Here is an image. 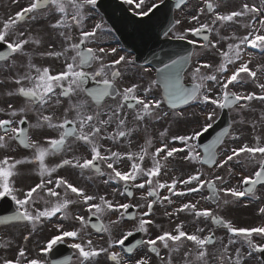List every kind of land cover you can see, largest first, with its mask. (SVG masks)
Wrapping results in <instances>:
<instances>
[{
	"label": "snow or ice",
	"instance_id": "6c2138e0",
	"mask_svg": "<svg viewBox=\"0 0 264 264\" xmlns=\"http://www.w3.org/2000/svg\"><path fill=\"white\" fill-rule=\"evenodd\" d=\"M121 2L145 24L163 14L165 40L193 47L167 59L153 50L162 64L153 78L151 60L138 65L131 53L105 46L113 27L103 17L96 19L104 7L101 0H29L0 22V86L15 85L0 94L5 98L0 107V200L15 206L10 215L0 216V226L24 225V242L45 225L51 232L37 245L35 257L19 247L2 264H264V221L239 226L220 214L244 204L245 198L261 201L257 189H264V136L256 134L264 127V0H245L230 10H219L224 0H200L195 11L170 22V0ZM189 3L174 0L176 9ZM40 21L48 23L55 41L44 51H39L44 35L32 30ZM257 53L260 61L252 66ZM202 54L221 59L215 66L199 60L193 64V57ZM38 56L54 58L61 67L39 66L34 62ZM189 68L191 82L186 84ZM15 98L21 99L19 105ZM257 104L262 106L258 119L248 118L245 114H255ZM61 107L58 116L53 109ZM193 107L199 111H190ZM225 113L228 127L201 151L202 139ZM168 122L191 128L169 135L165 127L154 145L152 128ZM246 125L252 142L242 139ZM33 129L56 135L34 138ZM133 137L144 139L138 151L132 149ZM81 148L86 155L76 154ZM19 149L30 155H15ZM56 156L62 159L50 167L48 158ZM24 165H33L39 177L27 190L16 182ZM185 165L192 170L181 172ZM64 168L110 191L90 193L69 178L53 176ZM156 206L170 221L182 213L191 217L194 230H186L184 222L162 229ZM258 215L264 217V201ZM151 228L157 229L155 236L149 235ZM217 229L224 234L217 235ZM94 233L103 234L99 239L104 243H97ZM136 233L147 238L133 244ZM61 245L72 254L56 259Z\"/></svg>",
	"mask_w": 264,
	"mask_h": 264
},
{
	"label": "flooded vegetation",
	"instance_id": "af4514ba",
	"mask_svg": "<svg viewBox=\"0 0 264 264\" xmlns=\"http://www.w3.org/2000/svg\"><path fill=\"white\" fill-rule=\"evenodd\" d=\"M121 1V0H120ZM29 3V0H19V2H14V0H0V22L7 20L9 16L15 14L17 11H19L22 7L26 6ZM128 9V11L132 14L131 9L129 6L125 5ZM32 30L34 33L39 32L44 35V44L43 46L39 49V51H44L48 48L49 44L54 43V39L50 33L48 23L46 21H40L37 23H34L32 25ZM110 39H107V43L105 46H112L116 47L118 51L121 54H126L123 49V45L116 39L115 35L113 32L108 36ZM133 56V55H132ZM37 65L39 66H51L54 70H58L61 67L60 61L55 60L54 58H42V57H36L34 61ZM15 85L13 84H6L3 86H0V94H2L6 89H12L14 88ZM258 91V90H257ZM15 102L17 105L21 103L20 98H15ZM5 106V98L0 95V107ZM53 111H56L57 115L59 116L62 111L63 107L59 109H53ZM30 120L34 122L35 117L34 115H30ZM154 128H152L151 134L154 132ZM155 133V132H154ZM32 134L34 135V138H38L39 136L43 134L47 135H56V133L52 132L51 130H41V129H33ZM262 136H264V131L262 133ZM133 144H132V149L135 151L139 150V146L144 143V139H137L136 137H133ZM252 142V139H251ZM105 144H110L111 142L105 141ZM121 143H123V138L121 140ZM114 150H121L125 151L127 150L126 148H120L119 146H115ZM76 154H85L84 150L78 149ZM3 155V154H1ZM17 156H24V155H30L27 150L24 149H19L17 153H15ZM71 153L69 154V156ZM62 159L61 156H56V157H49L47 160L48 165L54 166L56 163H59L60 160ZM146 165H150V160L145 161ZM22 169H24L23 173H20L19 177L23 178L24 180L26 179H35V182L31 184V182H25L27 184H22L19 185L17 184L18 187H22L25 190H27L30 186H34L36 182H38L39 177L36 175L35 172V167L33 165H24L21 166ZM54 177L56 176H64L66 178H69L74 184H79L82 187H85L87 191L95 190V191H103L104 190V185L100 184L98 181H88L85 177H81L78 174V170H73L71 168H64V169H59L56 173L53 174ZM258 190L261 192L262 195V200L264 201V189L258 188ZM14 205V204H13ZM38 207H40L38 205ZM261 217V216H260ZM264 221V217H262ZM261 221V222H262ZM6 228H10V230H3ZM26 231V227L22 224H17V225H9V226H0V245H3V247H0V264H2V259L3 258H14L15 254L17 253L19 247H24L27 251L30 257H35L37 255V245L42 244L44 239L51 234L50 230H48L47 226H44L42 229H38L37 233L32 236V238L24 242L23 241V236L27 234V231H21V229H24ZM3 230V233L2 231ZM11 242V244H9Z\"/></svg>",
	"mask_w": 264,
	"mask_h": 264
},
{
	"label": "rangeland",
	"instance_id": "374dc122",
	"mask_svg": "<svg viewBox=\"0 0 264 264\" xmlns=\"http://www.w3.org/2000/svg\"><path fill=\"white\" fill-rule=\"evenodd\" d=\"M244 2H245V0H224L223 8L219 9V10H230V9L239 8L242 5V3H244ZM253 2H255V0H253ZM199 4H200V0H195V2L191 3L188 6V8H186L183 11L177 12L175 14L176 19L177 18L182 19L183 17H185L188 14V12L195 11ZM96 19L99 20L100 19V15ZM205 19H208V17H205ZM89 23H91V21H89ZM183 26H185V25L178 26V29L180 27H183ZM222 34H228V33H222ZM238 34H243V30L238 32ZM107 39H110V37H107ZM213 39H216V37L213 36ZM219 47L222 50H224V49H226V44H220ZM197 50L200 51L199 49H197ZM253 51H256V50H253ZM220 59L221 58L219 57L218 54H212V55H203L202 54L200 57H193V64H195L197 62V60H199L201 63H203V62H211L215 66L216 64L219 63ZM258 61H260V54L259 53H257V58H256V60H254L252 66H255ZM252 66H250V67H252ZM190 73H191V68H189L188 72L186 73L185 81H187V82H191ZM150 75L153 77V72ZM250 87H254V86H250ZM261 108H262V106L257 104L256 105V113L255 114L246 113L245 115L248 118H256V119H258L259 112L261 111ZM190 111H199V108L193 107V108H190ZM234 127H239V126H234ZM159 128H162V127L156 126L154 128V131H156ZM167 128L169 129V135H173V134H176V133H183V132L189 131L190 128H191V125L189 123L168 122L167 123ZM263 131H264V127H258V129L256 131V134L262 135ZM243 133H244V135H243L242 139L244 140V142H251V139L253 140L252 129H251L250 126L246 125L243 128ZM228 143H231V141H229ZM1 154H3V153L0 152V155ZM205 169L207 170L206 167H205ZM180 170H181V172H188V171H191L192 169L185 165V166L181 167ZM220 171H223V170H220ZM23 172H24V169L21 168L20 173H23ZM32 181L35 182V179H26V180H24L23 178H20L19 176L16 178V182L19 185L27 184L28 182H31V184H33L34 182H32ZM25 182H27V183H25ZM108 191H110V190H108ZM90 193H96V192H90ZM98 193H100V192H98ZM103 193H105V192H103ZM162 194H163V192H162ZM257 195L261 196V201H263L261 192H258ZM119 198L121 200L124 199L123 197H119ZM177 199H179V198H177ZM261 201H256V202H253V203H249L248 202V198H245V203L244 204L236 205V206H229L228 208L223 210L220 214L222 216H224L225 218H227V219H231L232 221H234L239 226H254V225H258V223H261L263 218L260 217L259 215L256 216L255 209L257 211L258 206L260 205ZM39 206L42 207L43 205H39ZM205 206H208V205H205ZM71 208H72V211H78L79 210L78 206H71ZM154 210H155V220H156V222L159 225H161V227L163 225L167 224V230H171V229H173L175 227L176 223L184 222L186 230H189V231L194 230L195 225H193L191 223V217L187 216L186 214L182 213V214L179 215L178 219L173 218L172 221H170L169 218L164 215V209L163 208H161L160 206H156ZM55 219L56 218L54 217L53 220H55ZM105 222H107V220H105ZM68 223L70 224V222H68ZM45 226H47V228L49 230V226L48 225H45ZM154 229L155 228H151L150 229L149 235H151L152 233H156L157 234V232L155 231L156 229L155 230ZM3 230H10V228H6V229H3ZM3 230H1L2 233H3ZM21 231H25V228L21 229ZM26 231H27V229H26ZM220 235H223V233L220 234ZM95 237L97 238L96 239L97 243H104L103 239H99V237H101L100 235L96 234ZM153 264H155V260L153 261Z\"/></svg>",
	"mask_w": 264,
	"mask_h": 264
},
{
	"label": "water",
	"instance_id": "95a60500",
	"mask_svg": "<svg viewBox=\"0 0 264 264\" xmlns=\"http://www.w3.org/2000/svg\"><path fill=\"white\" fill-rule=\"evenodd\" d=\"M174 7H175L174 4L171 7H169L170 11L168 12V17H167V21H169V22L171 21L172 11H173ZM138 32H139V27H135L133 30V34L135 35L136 39L138 38ZM161 34H163V32ZM179 48H180V51H182L183 49H185V50L191 49L190 45L186 46V47L185 46L179 47ZM185 54H186V52H185ZM158 67H162V64L159 63L158 65H156V68H158ZM215 127H217L218 129H223L225 127H228V115H227V113L222 115V117L220 118L219 122L217 123V125ZM93 222H96L95 218H93Z\"/></svg>",
	"mask_w": 264,
	"mask_h": 264
}]
</instances>
